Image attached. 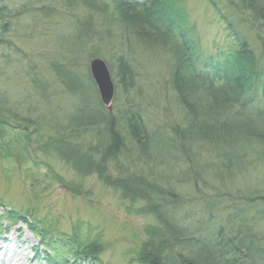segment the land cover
Here are the masks:
<instances>
[{"label":"rangeland","instance_id":"rangeland-1","mask_svg":"<svg viewBox=\"0 0 264 264\" xmlns=\"http://www.w3.org/2000/svg\"><path fill=\"white\" fill-rule=\"evenodd\" d=\"M228 1L178 2L200 37L201 61L210 67L226 60L235 45L228 30L231 21L264 62L260 12L244 1L235 0L232 6ZM257 5L264 8V0ZM115 7L114 0H0V264H46L41 252L34 259L37 232L33 234L22 220L8 223L3 209L20 216L32 213L40 232L55 230L52 252L46 250L48 264L74 258L77 264H93L69 250L65 242L69 244L72 236L80 246L99 242L101 264H143L142 253L167 255L173 249L176 237L154 215L142 212L145 201L125 198L96 171L82 172L54 148L64 145L89 167L98 163L96 158L109 143L110 129L104 124L75 126L93 115L96 98L100 101L90 73L94 57L103 58L110 68L115 95L111 111L102 107L119 119L113 131L126 144L124 148L118 144L121 150L114 160L100 163L102 172L131 184L132 176L145 175L159 187H169L165 181L170 179L175 194L191 201L179 203L182 212L176 215L179 226L173 233L200 222L207 230L223 223L224 233L212 238L218 255L204 256L206 264H264V143L219 146L204 136V142L192 141L185 132L189 118L171 82L176 46L171 40L146 45L134 35L126 37ZM121 56L134 70L128 86L126 80L120 84ZM129 105L141 111L147 128L146 154L129 136L124 118ZM229 113L222 114L224 120ZM194 164L207 172L198 186L191 182ZM208 201L211 206L205 210ZM177 236L178 240L181 233ZM182 246L176 245L178 254L192 251L184 244L188 250L184 252ZM8 249L13 255L4 256Z\"/></svg>","mask_w":264,"mask_h":264},{"label":"trees","instance_id":"trees-1","mask_svg":"<svg viewBox=\"0 0 264 264\" xmlns=\"http://www.w3.org/2000/svg\"><path fill=\"white\" fill-rule=\"evenodd\" d=\"M114 1L118 14L117 21L125 28L126 37L134 35L146 45H150V41L154 45L157 43L165 45L167 40H171L176 46V56L178 57L175 67L171 69V82L178 94L181 106L189 118V125H186L185 132L192 141L203 140L204 142L202 138L204 136L207 140L219 142V146L224 145L222 143L225 142L233 147L242 141H249L250 146L254 145L256 140L259 143H264V62H262V58L257 57L249 40L242 34L240 35L233 22L228 21V30L231 37L235 36V45L229 49L224 62L213 63L209 67L201 61L200 37L196 33L195 26L190 22L189 14L184 6L178 3L184 0H174L173 2L170 0ZM240 1L252 5L260 12V16L257 17L264 22V8L257 5L260 0ZM228 3L232 6L235 4V0H229ZM243 18L245 17L243 16ZM225 20L228 18L225 17ZM260 28L262 33L259 35V41L264 49V25ZM117 66L118 73L123 77L120 84L124 85V80H126L128 81L127 86L130 85L133 81L134 70L127 58L119 57ZM96 102L98 105L94 107V114L75 126L80 128L104 124L109 127V143L103 149L101 158L97 159L96 153L93 151L98 163L93 162L89 167H84V163L78 162L71 156L75 151L64 147V145H59V148L54 146V148L65 161L71 163L75 168H79L82 172L88 174L96 171L110 187L120 191L125 198L132 202L145 201L141 208L142 212L154 215L160 226L170 233L172 232L171 235L174 238L176 237L173 242V249L167 255L153 250H149L146 255L145 253L139 255L143 264H181L186 261L206 264L202 259L204 256H217L215 239L212 238L216 234L224 233L223 223L220 224L219 229L216 228L219 224L217 223L216 226H208L207 230L204 224L200 222L196 227L190 226V229L183 228V230L179 229L181 232L173 233L179 226L176 215L178 211L182 212L179 203L191 201L187 196L175 194L176 190L172 187L170 179L165 182L171 187L165 185L163 188L159 185H152L145 175H137L136 178L132 176L130 180H133V184H131L127 179L112 178L102 172L100 163L109 159L114 160L121 150L118 144L122 148L126 144L123 138H120L119 133L113 131L114 127L117 128L119 125V119L112 112L105 110L98 98H96ZM126 110L124 118L131 141L139 146L141 154H146L147 148L145 147L148 146L149 139L147 128L142 122L141 111L132 105H129ZM231 110L234 112L232 113ZM226 113L229 115L224 120L222 114ZM231 116H233L232 119ZM1 122L3 123V120ZM142 131L143 133H141ZM186 135L183 134L182 136L185 138ZM219 146L216 145L215 147L219 148ZM86 161L87 159L84 162ZM195 166L197 164H194V170L190 176L193 178L191 182L195 183L194 186H198V179H204L207 172L206 169H198ZM238 167L240 169L241 165L238 164ZM231 172H233V168H231ZM158 180L161 182V178ZM210 206L209 201L204 203L205 210H208ZM4 215L5 219L11 223L17 219L22 220L33 232H37L40 237L39 246L48 249V252L52 250V244L55 243L52 238L54 229H44L40 232L38 220L30 212L20 216L18 212L10 209L6 210ZM179 233H181V238L177 240ZM62 238L65 242L64 237ZM77 241L79 242V239L72 236L68 240L69 244L66 242L65 244L70 251L74 252L75 256L82 255L84 259L93 264H101L99 259L102 251L99 248L101 246L99 242L93 241L86 246H80ZM179 243L183 244L180 250L187 252V247L184 246L186 244L192 251H188L187 255L178 254L176 245ZM194 247L198 248L196 254L193 253ZM246 249L250 250L249 247ZM46 258L50 260L47 252ZM73 264H77V259Z\"/></svg>","mask_w":264,"mask_h":264},{"label":"water","instance_id":"water-1","mask_svg":"<svg viewBox=\"0 0 264 264\" xmlns=\"http://www.w3.org/2000/svg\"><path fill=\"white\" fill-rule=\"evenodd\" d=\"M90 72L97 86L102 103L112 109L111 101L115 95V82L112 78L109 66L101 57H95L90 62ZM185 264H195L188 262Z\"/></svg>","mask_w":264,"mask_h":264},{"label":"bare ground","instance_id":"bare-ground-1","mask_svg":"<svg viewBox=\"0 0 264 264\" xmlns=\"http://www.w3.org/2000/svg\"><path fill=\"white\" fill-rule=\"evenodd\" d=\"M8 255H13V251H10L9 249L8 250H5L4 256H8ZM0 261H2V258H0Z\"/></svg>","mask_w":264,"mask_h":264}]
</instances>
